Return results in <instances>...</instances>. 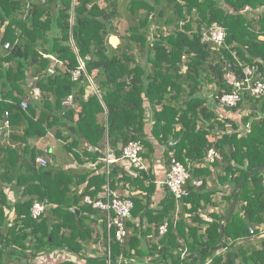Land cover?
<instances>
[{
  "label": "trees",
  "instance_id": "16d2710c",
  "mask_svg": "<svg viewBox=\"0 0 264 264\" xmlns=\"http://www.w3.org/2000/svg\"><path fill=\"white\" fill-rule=\"evenodd\" d=\"M213 26L226 33L222 47L201 42L203 32ZM111 36L119 40L116 47L109 42ZM237 61L243 66L256 64L264 76V0H0V127L9 123V132L3 129V133L14 142V146L0 144V186L13 184L22 189L24 198L10 206L0 191V264L6 260L10 264L11 257L18 263L39 264L40 253L56 249L79 257L86 245L100 240L106 247L104 220L99 238L92 226L97 210L83 199H96L104 186L115 190L120 182L130 183L131 177L110 165L108 175L105 169L90 176L79 194L78 185L83 183L79 176L48 164L36 167L41 153L34 143L48 132L70 140L65 146L80 164L98 162L105 148L119 158L132 141L150 150L144 131L148 109L157 142H177L169 151L187 168L190 179L202 185L196 189L188 185L173 222L174 197L168 192L158 211L149 210L154 185L145 188L151 177L138 171L132 182L147 195L145 201L129 198L131 217L140 225L137 228L127 219L122 243L111 231L109 258L104 252L86 257L85 264H264L260 229L264 171L245 181L230 218L222 224L242 178L264 166V96L245 93L236 107L225 108L234 114L251 108L240 124L218 120L216 110L207 107L210 92L216 106L221 95L231 91L223 76L226 72L240 76ZM90 80L97 93L88 95ZM207 86L212 88L204 93ZM69 96L72 103L66 106ZM23 101L26 110L21 108ZM246 124L249 128L240 135V126ZM81 142L90 148L82 151L86 161L74 152ZM210 149L221 156L212 164L221 167L218 181L234 177L226 211L211 214L206 224L199 213L212 205L214 191L205 188L212 171L192 166L204 164ZM34 202L56 207L35 220L30 215ZM74 207L80 215L72 211ZM5 208L13 211L12 221ZM165 222L167 233L160 236L158 229ZM252 237L259 238L256 244ZM185 249L187 255L181 257Z\"/></svg>",
  "mask_w": 264,
  "mask_h": 264
},
{
  "label": "crops",
  "instance_id": "0c3cea01",
  "mask_svg": "<svg viewBox=\"0 0 264 264\" xmlns=\"http://www.w3.org/2000/svg\"><path fill=\"white\" fill-rule=\"evenodd\" d=\"M115 39H116L117 44H118L119 40L117 38H115ZM110 44L112 45V43H110ZM112 46L116 47L117 45L116 46L112 45ZM90 83H91V87L89 88L88 95L91 94L92 92L97 93L96 87L91 80H90ZM210 88H212V86H209V87L207 86L205 88L204 93L206 91H208ZM204 93H202V94H204ZM212 99H213L212 94L210 92L209 95L207 96V107L211 108V110L212 109L216 110L217 115H218V120L232 119L237 124H240L239 123L240 119L242 117L247 116L251 110V108H245L244 107V109H241L240 111L238 110L237 113L234 114V113L226 110L224 107H222L220 105V103L216 104V106H215ZM23 102H25V101H23ZM160 108H161V106H157L156 110L160 111ZM145 115H146V120H145L146 125H145V129H144L145 136L148 139V141L151 143L152 147L150 150L147 149L146 147H143L142 157L144 160V164L147 167V171H140V172H146L151 177V180L144 182V187L148 188V185L150 183H152L154 185V190L150 194V202H149L148 208H149V210L156 212L162 207V203H163L162 201L165 199L166 194L169 192L168 189H166L163 186L162 182L165 180L166 173L169 169V159H170V157L174 156L173 155L174 152L169 151V149L174 147L177 142L169 140L168 142H166V144H163V145L160 144L159 142H157V140L155 139V137L152 134V129H153V125H154V122L152 119V111L150 112V109H148V111L146 112ZM254 115L256 117L260 116L259 113L257 112V110H254ZM102 117L104 118V115L101 116V119H102ZM226 128H227V130H229L230 125H226ZM248 128H249V124H246L245 126L241 125L239 128V131L241 132L240 135H243L245 132V129H248ZM3 129H4V123L0 127V144H6V145H13L14 146V142H12L8 139L9 134L7 132H9V128L5 134L3 133V131H4ZM208 139H209V141H213V138L211 136H209ZM67 143H70V140H68L66 142L65 140L56 139L54 137V135L52 134V132H48L44 138H41L38 141H36L34 143V145H35L36 149L41 153L38 157H44L47 160V163L49 166H52V168H54V169H61L63 171H69L71 174H75V176H79V178L82 179L83 183L78 185V193L79 194H81L84 191V189L86 188L87 181H88V179H90V176H93V175L97 176V175L101 174L103 172V170H105L107 168L109 170L110 165L111 166L117 165V166H119L120 170L122 169V171L125 174V177H131V182L130 183H127V182L121 183L120 182L119 186L115 190L111 189L110 187H109V189L113 193L118 195L119 197L129 198L130 196H137V197L141 198L143 201H145L144 196L147 195L145 190L139 191L138 184L136 186L133 184V182H135L133 179L139 175V173H138L139 170L132 167L126 160L121 159V157L116 158L114 153L111 150H109V148H105L101 152L103 154V158L98 160V162L95 163V162L86 161V159L82 156L83 155L82 151L86 150L87 145L85 146V143L81 142V146H79V150L74 151L75 153L79 154V156L81 157L82 160L84 159V161H86V162L80 164L74 158L73 154L67 150V146H65V145H67ZM88 150H90L89 147L87 148V151ZM210 150H213V149H210ZM121 155H122V153H121ZM105 159H108L110 162L106 163L104 161ZM216 161H221V159L216 160ZM98 163H101V166L98 167ZM213 163H210L205 157L204 164H200L199 166L194 164L192 166V167H200V168L208 167L209 170L212 171V175L210 177L206 178V187H205L207 190L214 191V194L211 197L212 205H208L206 209H204L203 211H200V213H199V217H201L203 222L206 224L211 222V217H210L211 214L221 215L226 211V205H227L226 204V198L231 193L232 184H233L232 180L234 177V176H229L226 179V181H223L220 183L218 181V174L220 175V173H221V167L214 168V167H212ZM35 164H36V162H35ZM36 167L40 168L37 165H36ZM93 170L95 171V173L92 172ZM88 172L90 173V175H88V176L84 175L85 173L88 174ZM105 173L107 175L106 170H105ZM119 177H121V175ZM197 182H200V181L190 179L188 182V185H191L192 187H194L196 189V188H199V187L195 186V183H197ZM106 186H108V185H106ZM106 186L103 187V189L100 193H97L96 199L98 198V196L102 195V193L104 192V188ZM74 188L75 187H73V189ZM0 191H2V193L5 197V200L7 201V203L10 206H13L16 203V201H22L24 199L22 196V189L15 188L13 184H10V185L6 184V183L1 184ZM180 206H181V203H180ZM180 206H179V208H180ZM55 207L56 206H54V205H49L47 207V209L49 210V208H55ZM72 211L76 215L81 214L79 212V210L75 207L72 209ZM4 212H5L6 216L8 215L10 221H12L11 219L14 218L13 211H9L8 209L5 208ZM93 218H94L95 222H93L92 226L95 229L96 234H98V236H100L99 238H101L102 234H103V228L101 226L102 220H104V223L106 225L105 213L97 210V214H95ZM87 219H88L87 222H89V220L92 219V216L88 215ZM129 220L137 228L140 225V221L138 218L130 217ZM142 224H143V228L148 226V222H146L145 220H144V222H142ZM250 228L253 229L252 227H250ZM260 229L263 232V233H261V237H264V226L260 227ZM150 238H151V236L149 235L148 237L145 238V240H148ZM258 240H259V238H257V237H252L250 239V241L253 242L252 244H256L255 242ZM247 242L248 241H246V243ZM145 243L146 242L143 240V243H142L143 247H145ZM242 243H243V241L239 242V244H242ZM107 251L109 252L108 236H107L105 248L103 247V244L100 240L97 243H90L89 245H86L84 247V251L82 253V256H79V257L74 255V254L72 255L71 253H69L65 250H57V249L51 250V251L40 253L38 255V262H39V264H62L65 261L66 262L68 261V262H71L74 264L75 263L76 264H85V258L86 257L93 258V257L102 256L104 252H106V256H107ZM223 252H224V250L220 251L219 253H223ZM30 261H32V259ZM108 262H110V260ZM209 262H210V260L207 261V263H209ZM25 263H26L25 260H23L21 262V264H25Z\"/></svg>",
  "mask_w": 264,
  "mask_h": 264
},
{
  "label": "built area",
  "instance_id": "2783aa9c",
  "mask_svg": "<svg viewBox=\"0 0 264 264\" xmlns=\"http://www.w3.org/2000/svg\"><path fill=\"white\" fill-rule=\"evenodd\" d=\"M226 33L219 26H213L209 30L203 32L201 42L209 43L214 47H222L225 43ZM8 44L5 45V48ZM238 65L242 69L240 76L233 74L232 72H226L223 76L224 82L231 89L230 92L224 93L219 99V103L224 108H234L241 101V95L247 93L252 98H261L264 96V76L259 72V68L256 64L243 66L239 61ZM81 69L83 66L81 65ZM79 72L73 74V78L77 79ZM72 103V97L69 96L64 105L69 106ZM21 108L26 110V102L21 103ZM9 123L4 122V129L8 130ZM143 146L138 141L129 142L122 150L121 159L126 160L132 167L139 171H147V167L144 164L142 157ZM206 159L213 163L216 160H220L221 156L214 150H209ZM106 163L110 161L104 160ZM36 165L39 167H46L47 160L44 157H38L36 159ZM108 175V168L106 169ZM190 180V173L187 168L180 163L174 156L169 159V169L166 173L165 180L162 182L174 197L176 208L174 214V221L177 220L179 206L183 198L188 195V181ZM202 182L195 183L196 187H200ZM83 202L92 206V208L102 211L106 217V231L108 239L111 231H114V238L119 243H122L127 236V228L125 221L131 217V211L133 209V202L129 198H122L113 193L108 186L104 188L102 195L97 199L91 197H84ZM49 205L47 203L34 202L30 215L32 219L40 218L46 211ZM168 223H164L158 229L160 236L167 233ZM252 234L253 229H249ZM187 255L186 249L181 253V257ZM107 257L109 258V252L107 251Z\"/></svg>",
  "mask_w": 264,
  "mask_h": 264
},
{
  "label": "water",
  "instance_id": "95a60500",
  "mask_svg": "<svg viewBox=\"0 0 264 264\" xmlns=\"http://www.w3.org/2000/svg\"><path fill=\"white\" fill-rule=\"evenodd\" d=\"M187 166H189V165H187ZM262 171H264V166H261V167L255 168L254 170L250 171L249 173H247V174L242 178L241 182L238 184V186H237V188H236V191H235V193H234L233 199H232V201H231V203H230V206H229L228 213H227L226 217L223 219L222 224H223L224 222H226V220H228V219L230 218V216H231V214H232V212H233V210H234L235 204H236V198H237L239 192L241 191V188H242L243 184L245 183V181H246L250 176H252V175H254V174H256V173L262 172ZM220 230H221V233H222V232H223V226H221ZM222 245H223V242H222L218 247H216V248H214V249H218V248H220Z\"/></svg>",
  "mask_w": 264,
  "mask_h": 264
},
{
  "label": "rangeland",
  "instance_id": "374dc122",
  "mask_svg": "<svg viewBox=\"0 0 264 264\" xmlns=\"http://www.w3.org/2000/svg\"><path fill=\"white\" fill-rule=\"evenodd\" d=\"M116 37H114V36H111L110 38H109V41H110V43H112V45H114V46H116V45H118L117 44V41H116V39H115ZM8 258V257H7ZM11 259H13L12 260V262L10 263V264H21V263H18L17 262V259L15 258H13V257H11ZM6 260V259H5ZM7 262H8V260H6L5 261V263L7 264Z\"/></svg>",
  "mask_w": 264,
  "mask_h": 264
}]
</instances>
